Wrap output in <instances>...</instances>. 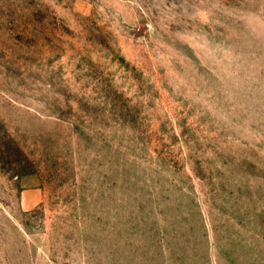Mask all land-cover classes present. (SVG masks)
<instances>
[{"label": "rangeland", "instance_id": "rangeland-1", "mask_svg": "<svg viewBox=\"0 0 264 264\" xmlns=\"http://www.w3.org/2000/svg\"><path fill=\"white\" fill-rule=\"evenodd\" d=\"M0 264H264V0H0Z\"/></svg>", "mask_w": 264, "mask_h": 264}]
</instances>
